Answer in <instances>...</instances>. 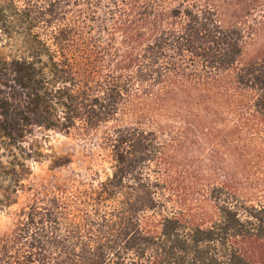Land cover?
Instances as JSON below:
<instances>
[{"label": "trees", "instance_id": "trees-1", "mask_svg": "<svg viewBox=\"0 0 264 264\" xmlns=\"http://www.w3.org/2000/svg\"><path fill=\"white\" fill-rule=\"evenodd\" d=\"M263 125L264 0H0V264H264Z\"/></svg>", "mask_w": 264, "mask_h": 264}, {"label": "rangeland", "instance_id": "rangeland-1", "mask_svg": "<svg viewBox=\"0 0 264 264\" xmlns=\"http://www.w3.org/2000/svg\"><path fill=\"white\" fill-rule=\"evenodd\" d=\"M221 21L224 25L229 24V17L227 11H222ZM253 47L249 46L246 48L244 53V58L254 55ZM47 145L57 155H72V164L64 170L50 172L47 170V163L40 166H36L33 173L34 177L38 180H63L65 177L73 173H84L85 170L89 169L90 172H97L99 168L95 164L96 162V149L92 146V137L88 139L81 138L77 135H71L68 137L49 133L47 134ZM261 143L264 145V125L261 131ZM167 137H161V141H166ZM261 150V149H260ZM264 152V147L261 150ZM252 166L257 168L255 161H252ZM18 207H12L0 214V234L7 231L10 228L12 222L11 213L15 211Z\"/></svg>", "mask_w": 264, "mask_h": 264}]
</instances>
